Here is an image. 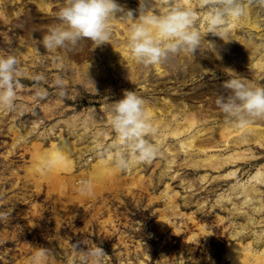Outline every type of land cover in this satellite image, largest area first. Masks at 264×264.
Here are the masks:
<instances>
[{"label": "rangeland", "instance_id": "obj_1", "mask_svg": "<svg viewBox=\"0 0 264 264\" xmlns=\"http://www.w3.org/2000/svg\"><path fill=\"white\" fill-rule=\"evenodd\" d=\"M37 1L40 0H0V13H5L3 18L0 16V56H16L21 72L16 78L20 86L16 88L14 110L0 109V213H10L7 218L0 217V264H33L36 248L51 251L54 260L48 264H82L71 244H78V250L85 251L87 247L99 246L106 254L103 264H232L231 258L227 257V248L233 242L232 236L242 227L245 229L241 230L239 241L243 245L253 242V247L261 250L264 241V185L258 188L261 197L253 198L254 202L259 199L263 206L259 212L256 204L241 206L244 198L237 197L234 194L237 190L232 187L245 182L264 165V147L262 150L249 147L255 160L250 159L239 166L237 178L229 183L211 182L213 177L220 175L218 173L192 172L185 166L188 159L185 156L178 158L177 166L162 180L159 175L164 166L159 169L151 165L142 171L143 182L135 185L131 184L134 179H125L124 172L118 180L111 182L91 181L85 169L95 163L98 155L96 149H91L94 139L85 140L96 132L94 127L87 125L88 119L92 110L100 111L105 105L121 100L124 95L118 97V93L126 87L124 84L118 86L121 79L115 72L113 84L100 80L111 90L105 95L101 87L94 89L92 80L82 74L83 67L89 66L91 61L87 63L79 51L74 50L71 57L63 49L46 50L41 43L43 35L50 26L59 23L57 13L64 0H51L52 13L38 12L34 3ZM243 2L253 17L262 20L261 33L264 34V7L256 0ZM117 3L139 13L138 0H117ZM18 8L22 14L16 15ZM205 8L206 5L204 8L197 6L192 10L196 14L194 27L200 31ZM253 34L257 43L264 42V39L257 41L256 34ZM236 35L246 37L239 31ZM210 36L218 38L206 34V37ZM21 42L33 51L27 58L18 52ZM57 80L62 84L57 85ZM221 82V79L209 77L185 86L182 92ZM137 87H129L126 92L136 90L140 93L141 89ZM166 87L171 91L178 86L172 80ZM160 89L158 87L154 95L157 98L163 96ZM214 110L220 111L218 107ZM75 121L76 130L72 128ZM85 125L89 130L81 144L76 136L84 133L82 128ZM261 125L264 127V122ZM15 126H19V130ZM28 128L34 130L20 138ZM59 129L75 142L77 149L86 151L89 147L82 160L76 163L73 172L77 179L75 187L67 183L71 177L68 174L60 175L64 186H59L37 174L33 167L35 146L41 144L46 148L55 140ZM111 136V140L103 142L105 145L113 141V131ZM101 137L97 136L98 140L101 141ZM169 144L173 146L174 143ZM158 161L156 158L154 162ZM206 174L208 182H202L200 176ZM171 175L177 178L170 180ZM82 180L93 184L88 195H81L78 190ZM166 183L172 188L171 194H178L179 216H171L165 199H157ZM221 194L231 195L233 204L218 205ZM236 208L240 209L241 215H237ZM246 215L253 219L252 223H247ZM165 216L169 218V226L162 224ZM174 227L179 232H173ZM257 235L261 240L254 239Z\"/></svg>", "mask_w": 264, "mask_h": 264}, {"label": "bare ground", "instance_id": "obj_2", "mask_svg": "<svg viewBox=\"0 0 264 264\" xmlns=\"http://www.w3.org/2000/svg\"><path fill=\"white\" fill-rule=\"evenodd\" d=\"M138 1L140 2V0ZM209 2H214V0H209ZM34 3L38 12L52 13L50 10L52 8L51 0H40ZM179 4L190 10L195 9L197 6L205 7L204 0H179ZM122 7L125 8V6ZM125 10H128V8ZM154 10L158 14L167 11V0H155ZM133 13L134 18L139 14ZM4 14L0 13L1 18L5 16ZM15 14H22V10L18 8ZM121 15L122 13H117V19ZM201 22V34L205 35L204 18ZM261 22L262 20L258 16L253 17L250 9L247 8V15L231 26L223 39L214 36L208 38L205 35L204 42L201 43L200 49L196 50L193 57L189 53L181 52L169 56L166 61L160 64L147 67L137 63L132 58L128 48L129 25L119 20L112 21V37L108 42L109 44L105 43L96 47L90 40H83L74 49L63 48V52L71 57L74 55L73 51L77 50L80 52L79 54L87 59V63L89 60L91 61L89 66L83 67L82 74L92 80L91 84L94 89L101 87L103 94L106 95L111 90L103 86L100 80L107 81L109 85L113 84L115 72H118L119 79H121V82L117 83L118 86L124 84L126 87L118 93V97H122L129 87L138 86L141 89L140 93L136 90L135 93L145 101L148 117L155 128V132L148 139L159 146L162 154L156 157L159 159L158 162H154L155 158L151 162L140 163L124 171L125 179H134V181H131L132 185L143 182L145 176H143L142 171L147 170L151 165L159 167V169L164 166V170L159 175V180H162L171 169L177 166L178 158L181 156L188 158L187 160L184 159L186 160L185 166L194 173L211 172L220 174L211 180V182L217 181L219 183H229L235 180L239 173V166L246 164L250 159L255 160V156L249 147L258 150L263 149L264 127L261 123L264 122V119L256 120L245 128H238L227 123L221 110H214V108L217 107L215 104L216 96L223 95L227 97L231 94L230 90L224 89L222 85L232 77L239 76L251 81L253 85H264V42H262L264 34L261 33ZM237 31L246 34V37L236 35ZM253 33L256 34L257 41L262 43L255 41ZM210 43L214 46L213 48ZM18 50L21 57L27 58L30 54H33L32 49L24 45V42H21ZM209 77L221 79L222 82L206 87L196 86L186 93L182 92V88H185V86L198 80H208ZM172 80L178 87L170 91L166 84H169ZM152 82L155 83L152 84ZM158 87H161L160 90L163 95L161 98L154 96L158 91ZM105 106L99 109L100 111L95 110V113L93 110L91 111V116L95 115L97 122L91 118L88 119L87 125L96 129L91 138L85 139H94L91 143V149H96L97 136H102V142L112 139V129L106 122ZM51 114L54 115L55 113L52 112ZM76 124L77 121L72 125L74 130H76ZM88 126L85 125L82 128L83 134L76 136L77 141H81V144L84 143L83 140L89 130ZM15 127L17 130L20 128L19 126ZM53 129L52 131H54ZM33 130V128H28L20 138L30 135ZM55 136V140L50 141L46 148L41 144L35 146L34 157L36 161L33 166L34 170L44 179L59 186H64L60 175L68 174L71 177L67 179V183L69 186L75 187L77 179L73 176V172L76 163L80 159L82 160L83 154L87 152L89 147L86 148V151L77 149L75 142L64 136L61 129ZM64 141H67L69 146L67 157L50 172L40 171L37 165L41 157L49 154L52 149L56 148L57 144ZM169 142H173V146ZM221 153H227V155ZM227 169L229 171H226ZM85 171L93 182L118 180V176H121L122 173L111 167L110 164L101 163L99 158ZM222 172L223 174H221ZM175 178L177 176L171 175L170 180H175ZM149 180L151 182L152 178L149 177ZM200 180L202 182L207 180L208 182L207 174L200 176ZM261 185H264V165L260 166L245 182L233 186L232 190H237V193H234L237 197L244 198L241 206L251 207L256 204L259 206L257 210L259 212L263 206L259 199L254 202L253 198L261 197L258 194V188ZM171 192L170 184L166 183L164 191L160 193L157 199H165V206L170 215L179 216L181 215L178 210L180 206L176 204L178 194H171ZM219 197L217 200L218 205L227 204L228 202L233 204L230 199L231 195L221 194ZM235 211L237 215H241L239 208H236ZM245 218L247 223L253 222L250 216L246 215ZM162 219L163 225H170L168 223L169 218L165 216ZM244 229L245 227H242L236 235L232 236L233 242L227 248V257L231 258L232 264H264V241L261 250L254 248L253 242L243 245L238 236L242 233L241 230ZM201 231L204 232L203 227ZM173 232H179V229L174 227ZM260 237L257 235L254 239L261 240ZM193 238L194 235L189 239L192 240ZM139 264L144 263L140 262Z\"/></svg>", "mask_w": 264, "mask_h": 264}, {"label": "clouds", "instance_id": "obj_3", "mask_svg": "<svg viewBox=\"0 0 264 264\" xmlns=\"http://www.w3.org/2000/svg\"><path fill=\"white\" fill-rule=\"evenodd\" d=\"M256 2L264 7V0ZM204 4V32L222 39L231 26L247 15V5L243 0H214L211 3L204 0ZM154 9L155 0H140L139 14L134 18L133 11L125 10L117 0H64L57 13L59 23L49 27L41 43L49 51L74 49L83 40H90L98 47L110 41L112 21L119 20L129 25L128 48L137 63L152 66L181 52L193 57L206 35L194 27L196 14L180 6L179 0H167V11L162 14ZM117 13H122L119 19ZM17 64L14 55L0 56V109L15 108L16 88L20 86L16 78L21 75ZM56 83L61 85L62 81L57 80ZM222 87L230 90L231 94L216 96L215 104L225 115L227 123L245 128L256 120L264 119V85H253L251 81L235 76L224 82ZM60 95L63 96L64 92L61 91ZM105 107L106 122L115 137L107 145L97 140L95 148L101 163L124 172L137 164L151 162L162 154L159 146L148 139L155 128L148 117L145 101L134 91L125 92L121 100ZM90 118L96 121L95 115ZM68 147L67 141L57 144L49 154L41 157L38 169L53 170L67 157ZM78 190L81 195H88L93 184L82 180ZM8 215L10 213H0L2 218ZM71 247L82 264H103L106 257L97 245L87 247L86 251L78 250V244H71ZM34 251L33 264H48L54 260L48 249L36 248Z\"/></svg>", "mask_w": 264, "mask_h": 264}]
</instances>
